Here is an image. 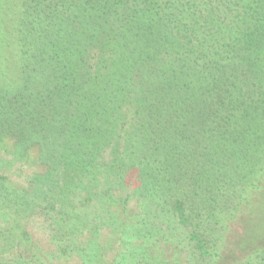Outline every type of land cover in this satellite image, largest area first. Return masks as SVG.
I'll return each mask as SVG.
<instances>
[{"label": "trees", "instance_id": "1", "mask_svg": "<svg viewBox=\"0 0 264 264\" xmlns=\"http://www.w3.org/2000/svg\"><path fill=\"white\" fill-rule=\"evenodd\" d=\"M5 48L0 112L89 188L135 172L182 193L264 164V0H0Z\"/></svg>", "mask_w": 264, "mask_h": 264}, {"label": "rangeland", "instance_id": "2", "mask_svg": "<svg viewBox=\"0 0 264 264\" xmlns=\"http://www.w3.org/2000/svg\"><path fill=\"white\" fill-rule=\"evenodd\" d=\"M1 56L3 67L10 49ZM10 113L0 112V264H264V164L182 193L128 172L108 194L70 173L64 144L40 155L47 141Z\"/></svg>", "mask_w": 264, "mask_h": 264}]
</instances>
